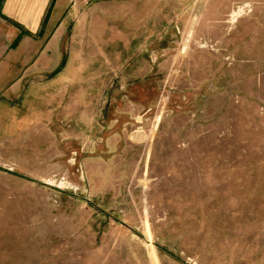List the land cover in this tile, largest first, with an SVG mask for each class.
<instances>
[{
	"label": "rangeland",
	"instance_id": "obj_1",
	"mask_svg": "<svg viewBox=\"0 0 264 264\" xmlns=\"http://www.w3.org/2000/svg\"><path fill=\"white\" fill-rule=\"evenodd\" d=\"M0 264H264V0H0Z\"/></svg>",
	"mask_w": 264,
	"mask_h": 264
},
{
	"label": "crops",
	"instance_id": "obj_2",
	"mask_svg": "<svg viewBox=\"0 0 264 264\" xmlns=\"http://www.w3.org/2000/svg\"><path fill=\"white\" fill-rule=\"evenodd\" d=\"M258 13H255L254 16H248L247 18H244V19H246L245 20L246 25H248V24H252L253 26L259 25L257 15H260V13L259 14ZM232 21H234V18ZM237 22H238V20L236 21V23ZM222 23H226V21H219V20L215 21L214 19L210 20V19H208V17H206V16H204V14H202L200 22L198 23V27H200V29H197V31L201 32V34H200L201 40L200 41L208 39L210 41V43L213 45L212 49H214L216 47L219 51H226L228 53V52H231L234 48L233 43H232L233 41L230 40L229 30L226 29V27L223 26ZM208 36H209V38H208ZM255 41L256 40L253 38L252 42L254 43ZM200 43H202V42H200ZM255 50H256L255 47H251V48L247 49L248 53H246L245 57H241V58H237V59L241 60L245 66H256V63L254 62L255 61V55H253ZM229 55L230 54H228V56ZM232 58H234V57L232 56ZM197 65L203 66L202 63H198Z\"/></svg>",
	"mask_w": 264,
	"mask_h": 264
}]
</instances>
